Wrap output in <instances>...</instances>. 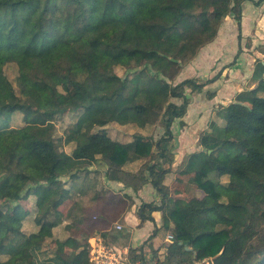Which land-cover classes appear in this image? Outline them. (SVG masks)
I'll return each instance as SVG.
<instances>
[{"label":"trees","instance_id":"obj_1","mask_svg":"<svg viewBox=\"0 0 264 264\" xmlns=\"http://www.w3.org/2000/svg\"><path fill=\"white\" fill-rule=\"evenodd\" d=\"M246 1L260 4L211 0L210 11L194 16L175 0H0V264H39L44 254L50 264H94L89 247L71 259L57 252L64 244L54 228L70 219L80 229L84 221L80 201L61 209L69 157L95 167L99 197L108 191L103 174L135 192L155 188L159 200L142 202L138 215L154 221L161 212L163 224L147 240L166 231L176 245L159 264H264V58L255 62L256 85L217 109L224 127L215 137L203 133L201 149L173 167V124H184L187 91L208 82L176 79L225 17L240 24ZM64 83L78 88L64 91ZM17 115L23 124L14 125ZM67 116L59 134L57 121ZM112 123L163 133L121 142L108 133ZM177 173L189 176L185 190L202 191L203 201L172 193L166 179ZM146 243L130 248L133 261L150 264Z\"/></svg>","mask_w":264,"mask_h":264},{"label":"crops","instance_id":"obj_2","mask_svg":"<svg viewBox=\"0 0 264 264\" xmlns=\"http://www.w3.org/2000/svg\"><path fill=\"white\" fill-rule=\"evenodd\" d=\"M183 1V0H182ZM211 1V0H210ZM249 3L254 2L248 1ZM246 3V4H245ZM243 5V13L240 24L242 25V22L246 19V16L244 18V8L248 6L249 3L245 2ZM259 5V4H255ZM254 5V6H255ZM228 17V16H227ZM226 18V17H225ZM243 19V21H242ZM236 23L238 24L237 20L234 18ZM261 19H257V22H260ZM260 24L258 23V26L256 28V31L259 32V35L261 36L262 31L260 29ZM177 31V30H174ZM172 31V32H174ZM171 32V33H172ZM177 35L172 36L171 38L177 37L180 33V29L177 31ZM171 33L169 34V37L171 36ZM218 36V34H217ZM216 36V38H217ZM264 36V35H262ZM216 38L214 40H216ZM214 40L209 44H212ZM205 45V46H207ZM264 43H261L259 46V49H256L254 51V56H250V58H253V61L247 60L249 63H245L244 60H242V65L240 64L237 66L236 64H233L231 66L233 69L231 70H239V73L241 75H244L246 73L247 81H242L239 79H232L230 77L225 78L223 76V72L225 70V67L218 70L214 75L207 76V77H187V78H198L202 81H208L207 84L197 92H207L208 95H206V98H202L200 100V96L197 98L195 97L197 102H195L191 95L187 97L189 100L187 112L185 116L183 117L184 124L181 125L179 120H177L173 124V131H174V162L173 167H183L186 163L189 156L201 149L200 144V136L203 133H209L212 137H215V128H223L224 122L223 120L219 119L216 115L217 109L222 105H228L232 103L237 95L238 92L254 87L256 85L255 82L252 80V74L255 67V62L258 58H264V52L263 49L260 47L263 46ZM204 48V46L198 51V54L195 56V58L199 55L200 51ZM213 50V49H212ZM219 50V49H218ZM214 52V51H213ZM213 52L208 57H204L202 62L211 61V59H214L219 56V52L215 53L213 55ZM208 54H210L208 52ZM217 54V55H216ZM183 68L178 75L177 79L179 78V81H182L186 78H183L181 80L180 77H182ZM245 71V72H244ZM238 76V73L235 75ZM176 79V80H177ZM212 80V81H211ZM190 91V90H189ZM196 93V92H194ZM206 93V94H207ZM204 96V94H201ZM182 102V99H179ZM210 107V109H209ZM204 114H208V121H209V129L207 131L202 132V134L197 138L194 137V134L198 130L197 128L200 127L199 120L194 122V120L189 121L188 118H201ZM215 121L216 126L214 128H211V122ZM221 123V124H220ZM132 126H135L137 128V125L132 124ZM142 130V129H141ZM142 133V131H139ZM158 137L163 133V128L160 126L157 127ZM157 134V133H156ZM156 136V135H155ZM226 140L232 141L236 140V136L232 133H228L225 135ZM157 138V137H156ZM115 139V138H114ZM118 140V139H116ZM121 142H127L129 140L123 141L118 140ZM178 151V152H177ZM81 162L82 165L85 164L86 166H83L84 168H80L82 170H87V177L89 179V189L97 192L99 189V178H94L93 173L90 172L91 167L89 166L87 160H75L69 157L67 164L69 165L68 170L73 173L71 180L67 184V192L65 194L64 202L61 205V209L63 212H67L69 207L74 204L75 201H80L81 198H78L77 196L81 197L82 194L88 193L86 190H80L78 189L77 183L79 182V174L73 170L74 167L79 166L77 163ZM139 167V162L135 163L133 166L137 169V165ZM177 164V165H176ZM76 169H79L78 167ZM103 183L108 188V191L103 193L100 197L97 195H91L90 202L84 201L81 202V210L83 212L84 221L80 225V230L86 231V228H88L90 225L93 227L90 230L85 233H92L88 238L86 236H78L76 234L70 233L69 231L71 229H74V226L71 225V220L66 219L62 224L55 227L53 230L54 238L60 240L63 242V248L59 249L57 252L59 255L71 259L75 256V254L84 247H90L92 246L93 242L97 240L96 238H101L103 242L109 246H113L117 249H119L122 253L129 255L130 248H137L140 249V247L143 246V244L146 242L156 227H161L163 224L162 219V213L159 211L153 212L154 221H141L139 215H138V209L142 202H149V201H158L159 196L157 194V191L151 184H147L143 189L135 192L131 188L125 187L122 183L117 181H110L107 180L104 176V174L101 176ZM169 178V177H168ZM167 178V179H168ZM189 176L188 175H180L175 174L173 178V183L170 185L172 193L177 196L187 197L191 198L193 201L201 202L204 200V193L202 191H197L193 187L189 191H186L184 188V185L188 181ZM87 179V180H88ZM72 182V183H71ZM168 184V182L166 181ZM76 184V185H75ZM183 185V187H178V189H174L176 186ZM148 193L152 197L150 200H147L145 197V194ZM96 194V193H95ZM28 204V203H27ZM28 206V205H27ZM227 210V211H226ZM229 211V207L225 206L224 208L220 209V213L227 215ZM89 214H92L94 218L92 219ZM97 215V216H96ZM117 225H120L121 228L118 229ZM98 231L105 232L107 241L103 239L102 236H100ZM96 237V238H95ZM108 242V243H107ZM172 236L169 234H166L163 236L160 232L151 239V243L153 246H155V250L158 252L159 256L156 261H160L163 258V255L171 248V250H175L174 248L176 245L173 243ZM54 245L52 246V248ZM144 252L147 255V259L150 264H156L154 259L151 262L152 254L149 253L148 246L144 245L143 248ZM130 256V255H129ZM48 256L41 255L40 258H38L39 264H50V261H48Z\"/></svg>","mask_w":264,"mask_h":264},{"label":"rangeland","instance_id":"obj_3","mask_svg":"<svg viewBox=\"0 0 264 264\" xmlns=\"http://www.w3.org/2000/svg\"><path fill=\"white\" fill-rule=\"evenodd\" d=\"M256 1H260V4L259 5L254 4L255 5L254 6V5H252L253 3H249L248 1H246L249 4H248V6H246L244 8V18L246 16V19L244 20V22H242V25L239 23L237 24L232 15H229L228 17H226L223 20L222 24L220 25V28L218 31V36H217L216 40H214V42L212 44L204 46V48L200 51L199 55L196 58H193L192 60H190L189 62L184 64L185 67H184L183 72H182V77H180L181 80L183 78L193 77V76H197V77L212 76L218 70L225 67V70L223 72V76L225 78L230 77L232 79H239V80L243 79L242 81H245V80L247 81L246 76H244V75H246V73H244V75H241L239 73V70H231V69H233L231 66H233V64H236L237 66H239L240 64L242 65V60H244L245 63H249L244 58L248 59L249 61H253V58H250V56L256 57V55L254 54V51L256 49H259V46L261 43H264V36H262V35H264V0H256ZM175 3L178 4L179 6H181L183 9H185L188 14L194 15V16H200L201 14H206V12L211 10L210 0H183V1L182 0H175ZM259 18L261 19V21L257 22V19H259ZM242 21H243V19H242ZM258 23L261 25L260 26V29L262 31L261 36L259 35V32L256 31ZM177 31L172 32L170 37L177 35V33H178ZM208 52L210 54H208ZM212 52H213V55L215 53L219 52L218 53L219 56L214 58V59H211V61L202 62L203 58L208 57L209 55H211ZM8 72H9L10 76L13 78L16 75V67L13 65L10 66ZM119 72L123 73V70H119ZM237 73H238V76H235ZM178 80H179V78L176 81L178 82ZM61 87H62V90L68 91V92H74L78 88V86L73 85L71 83H64L61 85ZM195 92L196 93L191 92L189 90L187 91V93L189 95L188 97H190V95H191L192 98H190V99H193L195 102H197V100L195 98L196 96H197V98L200 96V100H201L202 98L203 99L206 98V95H208L207 92H200V93H198L197 91H195ZM201 94H204V96ZM178 101H181V100H178ZM209 109H210V107H209ZM208 117H209L208 114H204L199 119L197 117L196 118H190V117L188 118L189 121L194 120V122H195L196 120L197 121L199 120V122H200V127L197 128L198 130H196L197 132L194 134V137L196 136L198 138L202 134V132L207 131L209 129ZM38 119H39V121H43L42 118H38ZM71 120H72V118L70 116H67V117L59 119L57 121L56 125L58 127L57 131L59 134H61L63 132L65 125L68 122H70ZM13 123H14V125L23 124L22 116L17 115L15 117ZM141 129L142 128H137L135 126L131 127V125H121L118 123H112V124L108 125V133L110 134V136L112 138H115L118 140H123V141L130 140L132 138V136L136 132H139V131H142V133H144V134L145 133L146 134H155L156 137H158V135H159L157 132V128H155V127H152L151 130H149V131H145V130H143V129L141 130ZM73 147H74L73 144H69V145L65 146V149L70 154ZM136 163H138V162H136ZM77 164L79 165V166H77L79 169H76L77 167H74L73 170L76 171L80 176L79 182L77 183L78 189L86 190L88 192L86 194H82L81 197H79V196H77V197L81 198L80 202H84V201L90 202V200H92L91 195H94V197H95V195H97V193H98V190H97V192H95V191L89 189V182H88L89 179L87 177V172H85L87 170L80 169V168H84L83 166L87 165L86 162L84 165H82L81 162H78ZM136 165L138 167V164H136ZM91 168H95V167L93 166ZM173 178H174V175H172L168 179H166V181L168 182L169 185H172ZM69 179L71 180V178H69ZM102 183H103V180H102ZM99 185L102 186L101 183H99ZM178 187H183V185L181 184L180 186H176L174 189H178ZM145 197L147 200H150L152 196L150 194L146 193ZM22 203L27 205V201H23ZM32 204H33V202L31 201L30 205H32ZM78 214L80 215V213H78ZM89 216L92 219L94 218V216L92 214H89ZM230 225L232 226L233 224L231 223ZM69 232L76 234L79 237L80 236H83V237L86 236V234L83 230L77 229L75 226H74V229H71ZM98 232H99L100 236H102L103 239L105 241H107V239L104 238V237H106V235H104L106 233L102 232V231H98ZM160 233L163 234V236L168 234V233H166V231H161ZM96 239L103 241L101 238H96ZM145 241H147L145 246H148L149 253L152 255L155 254L154 257H156V259H154L153 262L156 263L159 254L155 250V248H154L155 246L150 244L151 240L150 241L145 240ZM164 257H165V255H163V258L161 259V261L164 260ZM151 260H153V259H151ZM156 264H159V261Z\"/></svg>","mask_w":264,"mask_h":264},{"label":"built area","instance_id":"obj_4","mask_svg":"<svg viewBox=\"0 0 264 264\" xmlns=\"http://www.w3.org/2000/svg\"><path fill=\"white\" fill-rule=\"evenodd\" d=\"M117 228H121L117 225ZM90 261L94 264H141L140 261H133L129 255L122 253L119 249L105 244L97 239L89 249Z\"/></svg>","mask_w":264,"mask_h":264},{"label":"water","instance_id":"obj_5","mask_svg":"<svg viewBox=\"0 0 264 264\" xmlns=\"http://www.w3.org/2000/svg\"><path fill=\"white\" fill-rule=\"evenodd\" d=\"M188 248V247H187Z\"/></svg>","mask_w":264,"mask_h":264}]
</instances>
